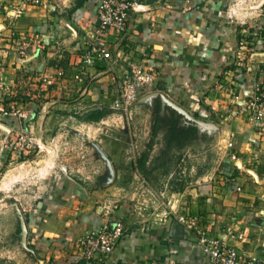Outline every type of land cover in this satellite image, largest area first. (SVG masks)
Instances as JSON below:
<instances>
[{
  "label": "crops",
  "instance_id": "obj_1",
  "mask_svg": "<svg viewBox=\"0 0 264 264\" xmlns=\"http://www.w3.org/2000/svg\"><path fill=\"white\" fill-rule=\"evenodd\" d=\"M140 1L145 10L130 13L123 34L109 30L100 38L109 56L85 66L98 0H43L12 24L5 10L17 0H0V108L13 102L26 114L0 113V264H212L196 247L194 230L175 218L150 224L134 215V202L159 210L164 203L145 181L152 148L137 166L156 99L161 116L184 113L227 132L221 157L231 164L201 175L198 181L208 183L195 196L172 193L177 211L194 216L212 236L231 229L228 242L241 258L264 260V135L247 116L228 117L233 94L264 83V0ZM134 58L156 80L124 114L112 102L117 79ZM19 134L37 144L24 149ZM17 162L34 166L18 175ZM105 196L120 200L114 216L125 235L109 254L77 262L73 242L106 221L96 207Z\"/></svg>",
  "mask_w": 264,
  "mask_h": 264
},
{
  "label": "built area",
  "instance_id": "obj_2",
  "mask_svg": "<svg viewBox=\"0 0 264 264\" xmlns=\"http://www.w3.org/2000/svg\"><path fill=\"white\" fill-rule=\"evenodd\" d=\"M42 1L17 0L16 4L8 6L5 10L8 23L12 24L28 6L41 4ZM237 3L240 4L241 0ZM255 4L256 2L252 1L251 7H254ZM143 10H145V5L140 0H98L96 5L97 24L93 27L92 36L89 37V43L83 53L84 65L89 66L97 59H106L109 53L103 45L99 44L100 38L109 30H112L116 35L123 34L128 28L130 13ZM85 32L84 35L87 38V30ZM240 44H246L245 37L240 39ZM23 50L24 48L19 49L20 55ZM2 69L3 65L0 63V72ZM155 80V73L145 61H138L135 58L130 60L117 79L118 94L112 102V108L120 113H128L131 106L138 100L139 90L153 84ZM210 107L214 112H217L214 105L210 104ZM0 113L26 117L25 112L13 102L8 108L1 107ZM239 116H247L258 133L264 135V83L252 92L233 94L228 117L237 118ZM16 137L17 144H22L26 150H31L37 144V140L32 135L19 134ZM229 146L232 148L233 143L230 142ZM231 159L236 160L235 154H231ZM174 204L175 199L171 196V199L162 204L163 208L160 210L159 206H147L137 202H134L132 206L134 215L146 223L162 224L173 217L186 230H194L196 247L208 257L212 264H264V260L257 257H240L236 248L228 242V238L233 235L231 229L221 236H212L210 230L198 224L194 216L178 212L177 206ZM96 207L98 214L106 221L99 228L91 229L74 240L73 256L77 262L80 260L89 261L99 255L109 254L125 235L122 219L114 216L121 208L119 199L112 196L102 197L96 201ZM243 237V233L237 234L238 239Z\"/></svg>",
  "mask_w": 264,
  "mask_h": 264
},
{
  "label": "rangeland",
  "instance_id": "obj_3",
  "mask_svg": "<svg viewBox=\"0 0 264 264\" xmlns=\"http://www.w3.org/2000/svg\"><path fill=\"white\" fill-rule=\"evenodd\" d=\"M174 114L179 116L176 113ZM183 115L179 117L180 124L197 123L194 119ZM165 116H169V114ZM204 121L206 122V120ZM214 123V121L211 123L200 122L196 126L198 131L193 138L185 141L181 146L167 147L163 140L164 131L160 130L158 132L152 147V156H155V160L147 164L144 171L145 181L153 189L151 191L152 194L154 193L159 197L164 196L162 199L164 202H166L165 198L170 197L172 193H184L188 197L195 196V189L197 191L202 190L200 186L208 183L202 179L198 181L201 175H210L214 171L217 174L219 171L221 173V170L227 164H231L226 157H221L223 148L227 149V132L217 127ZM163 126L164 124H161V128ZM218 151L219 153H217ZM46 157L49 159L44 162L45 167L50 164L51 156ZM30 165L34 166V163L28 165L27 163L21 164V162H17L13 166L15 168L13 171L20 175V172L24 169H31ZM108 167L109 169L112 168L110 164H108ZM204 180L209 181L208 179ZM4 183L5 179L3 180V185ZM197 196H202V193ZM183 198L185 199L186 197Z\"/></svg>",
  "mask_w": 264,
  "mask_h": 264
},
{
  "label": "trees",
  "instance_id": "obj_4",
  "mask_svg": "<svg viewBox=\"0 0 264 264\" xmlns=\"http://www.w3.org/2000/svg\"><path fill=\"white\" fill-rule=\"evenodd\" d=\"M80 3V2H79ZM78 4V3H77ZM160 101L156 99L154 102V116L151 124V135L149 142L146 145L147 150L143 152L140 158L137 160V166L142 169L145 162L148 159V150L152 148L155 137L160 130H163V140L167 147L181 146L185 141L190 140L198 131L195 124L188 122L187 124L179 123V116H175L174 112L169 116L160 115ZM161 124L164 126L161 128ZM233 151L237 150L236 143H233Z\"/></svg>",
  "mask_w": 264,
  "mask_h": 264
},
{
  "label": "water",
  "instance_id": "obj_5",
  "mask_svg": "<svg viewBox=\"0 0 264 264\" xmlns=\"http://www.w3.org/2000/svg\"><path fill=\"white\" fill-rule=\"evenodd\" d=\"M184 114V113H183ZM199 125V123H196V126H198ZM108 164H110V162L108 161ZM111 172H112V169H111Z\"/></svg>",
  "mask_w": 264,
  "mask_h": 264
}]
</instances>
